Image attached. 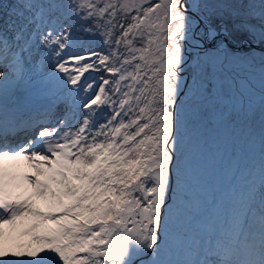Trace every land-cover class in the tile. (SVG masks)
<instances>
[{
  "label": "snow or ice",
  "instance_id": "obj_1",
  "mask_svg": "<svg viewBox=\"0 0 264 264\" xmlns=\"http://www.w3.org/2000/svg\"><path fill=\"white\" fill-rule=\"evenodd\" d=\"M0 264H264V0H0Z\"/></svg>",
  "mask_w": 264,
  "mask_h": 264
},
{
  "label": "rangeland",
  "instance_id": "obj_2",
  "mask_svg": "<svg viewBox=\"0 0 264 264\" xmlns=\"http://www.w3.org/2000/svg\"><path fill=\"white\" fill-rule=\"evenodd\" d=\"M24 137L25 134L21 132L14 140L11 141V143H22L24 141ZM31 163L32 162L22 159L7 162V172L10 187L17 195L28 196L31 194V185L25 179L26 176H34L36 174L34 168L31 166ZM41 179H44V177H41ZM37 205L41 209H46V204L43 200H37ZM3 231L4 239L9 243L23 241L26 239L19 234V228H13L11 225H4Z\"/></svg>",
  "mask_w": 264,
  "mask_h": 264
}]
</instances>
